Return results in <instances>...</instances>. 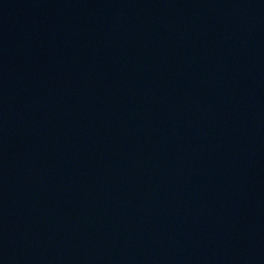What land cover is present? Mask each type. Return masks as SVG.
<instances>
[{
	"label": "water",
	"instance_id": "obj_1",
	"mask_svg": "<svg viewBox=\"0 0 264 264\" xmlns=\"http://www.w3.org/2000/svg\"><path fill=\"white\" fill-rule=\"evenodd\" d=\"M264 92V0H0V214L136 165Z\"/></svg>",
	"mask_w": 264,
	"mask_h": 264
}]
</instances>
